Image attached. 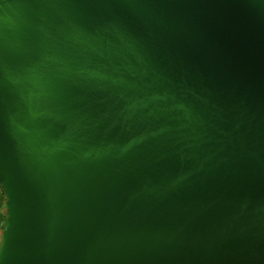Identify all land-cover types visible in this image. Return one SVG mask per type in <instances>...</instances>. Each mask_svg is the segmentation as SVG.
<instances>
[{"label":"water","instance_id":"1","mask_svg":"<svg viewBox=\"0 0 264 264\" xmlns=\"http://www.w3.org/2000/svg\"><path fill=\"white\" fill-rule=\"evenodd\" d=\"M0 264H264V0H0Z\"/></svg>","mask_w":264,"mask_h":264},{"label":"rangeland","instance_id":"2","mask_svg":"<svg viewBox=\"0 0 264 264\" xmlns=\"http://www.w3.org/2000/svg\"><path fill=\"white\" fill-rule=\"evenodd\" d=\"M0 189L3 190V187L1 186V184H0ZM0 213H1L2 216H5L7 214V205H6V202H4V205L1 207ZM3 223H4L3 220L0 221V243H1V240H2V225H3Z\"/></svg>","mask_w":264,"mask_h":264},{"label":"trees","instance_id":"3","mask_svg":"<svg viewBox=\"0 0 264 264\" xmlns=\"http://www.w3.org/2000/svg\"><path fill=\"white\" fill-rule=\"evenodd\" d=\"M3 202H6V197H5L4 191L2 193H0V209H1L2 205H3ZM2 220L4 221V223L2 225V228H4L6 215L2 216L1 213H0V221H2Z\"/></svg>","mask_w":264,"mask_h":264},{"label":"crops","instance_id":"4","mask_svg":"<svg viewBox=\"0 0 264 264\" xmlns=\"http://www.w3.org/2000/svg\"><path fill=\"white\" fill-rule=\"evenodd\" d=\"M2 192H3V190H2V189H0V193H2ZM3 205H4V202H3ZM3 205H2V206H3ZM2 229H3V228H2Z\"/></svg>","mask_w":264,"mask_h":264}]
</instances>
